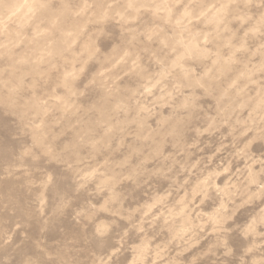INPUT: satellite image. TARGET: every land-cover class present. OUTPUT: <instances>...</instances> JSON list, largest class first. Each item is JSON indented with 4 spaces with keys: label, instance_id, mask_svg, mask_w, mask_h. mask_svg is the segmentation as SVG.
<instances>
[{
    "label": "rangeland",
    "instance_id": "1",
    "mask_svg": "<svg viewBox=\"0 0 264 264\" xmlns=\"http://www.w3.org/2000/svg\"><path fill=\"white\" fill-rule=\"evenodd\" d=\"M0 264H264V0H0Z\"/></svg>",
    "mask_w": 264,
    "mask_h": 264
},
{
    "label": "clouds",
    "instance_id": "2",
    "mask_svg": "<svg viewBox=\"0 0 264 264\" xmlns=\"http://www.w3.org/2000/svg\"><path fill=\"white\" fill-rule=\"evenodd\" d=\"M80 71L82 72V71H83V69H80Z\"/></svg>",
    "mask_w": 264,
    "mask_h": 264
}]
</instances>
